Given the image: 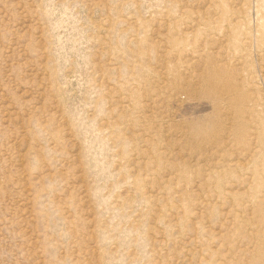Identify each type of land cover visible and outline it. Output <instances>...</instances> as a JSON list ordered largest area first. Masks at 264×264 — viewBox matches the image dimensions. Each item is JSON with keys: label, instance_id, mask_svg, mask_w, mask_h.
Returning a JSON list of instances; mask_svg holds the SVG:
<instances>
[{"label": "rangeland", "instance_id": "obj_1", "mask_svg": "<svg viewBox=\"0 0 264 264\" xmlns=\"http://www.w3.org/2000/svg\"><path fill=\"white\" fill-rule=\"evenodd\" d=\"M0 264H264V0H0Z\"/></svg>", "mask_w": 264, "mask_h": 264}, {"label": "bare ground", "instance_id": "obj_2", "mask_svg": "<svg viewBox=\"0 0 264 264\" xmlns=\"http://www.w3.org/2000/svg\"><path fill=\"white\" fill-rule=\"evenodd\" d=\"M222 75L221 70L209 66L206 70L197 74L196 80L187 81L179 87L181 90L189 91L191 95H199L202 99L207 100V98H210L215 103L214 110L211 116H209L210 118L207 124L204 121L193 122L189 123L186 128L187 135L192 139V142H195L202 149L218 146L220 136H211L225 129V123L218 119L221 114L220 106L218 105L222 92L226 90L229 94L231 93L232 101L236 98L234 97L236 89L234 88V84L230 80L225 82Z\"/></svg>", "mask_w": 264, "mask_h": 264}]
</instances>
